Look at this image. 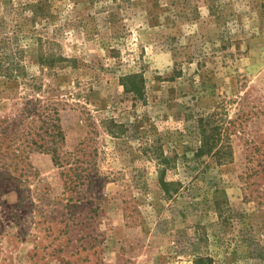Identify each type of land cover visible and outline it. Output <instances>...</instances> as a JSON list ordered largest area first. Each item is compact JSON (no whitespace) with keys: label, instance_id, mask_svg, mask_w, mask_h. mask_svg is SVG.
Returning a JSON list of instances; mask_svg holds the SVG:
<instances>
[{"label":"rangeland","instance_id":"1","mask_svg":"<svg viewBox=\"0 0 264 264\" xmlns=\"http://www.w3.org/2000/svg\"><path fill=\"white\" fill-rule=\"evenodd\" d=\"M0 35L23 48L39 36L66 59L41 70L35 51L24 54L41 92L68 103L59 113L65 148L86 137L89 117L127 128L112 138L98 125L108 179L95 215L78 209L67 235L57 221L44 228L35 197H64L59 169L50 154L30 155L26 206L14 208V190L0 195V264H193L197 255L264 264V0H0ZM130 72L144 77L136 101L119 83ZM24 81L0 78V115ZM200 116L228 135V162L193 156ZM152 140L176 155L166 179L184 187L170 200L140 148ZM214 197L225 201L223 218Z\"/></svg>","mask_w":264,"mask_h":264},{"label":"trees","instance_id":"2","mask_svg":"<svg viewBox=\"0 0 264 264\" xmlns=\"http://www.w3.org/2000/svg\"><path fill=\"white\" fill-rule=\"evenodd\" d=\"M32 6H30L31 8ZM29 41L28 47L23 48L15 36L0 35V78L4 80L18 79L24 81L26 87L19 99L11 103L9 113L0 115V195L14 190L18 195L16 210L25 207L28 197L24 195L28 179L34 176L35 169L29 157L34 152L50 154L52 163L59 169L65 195L62 199L52 201L46 192L35 195L39 202L38 216L42 218L44 228L51 224L62 223V235H67L70 226L75 222L78 225L76 212L86 208V218L92 213L95 215L101 200V189L108 177L102 175L97 164L99 154L95 145L98 134V125L112 138H120L127 131L122 122L113 117L100 119L98 123L90 117L88 132L76 147L68 150L64 146L65 133L60 123V110L68 105L58 95H46L41 92V84L36 83L35 77L29 75L24 63V54L35 51V62L41 70H52L66 59L61 55L47 52L39 36ZM123 93L136 101L144 94V77L140 72H130L119 77ZM199 145L193 156L199 159L208 157L214 164H223L232 157L229 137L221 126L212 123L210 117L200 116L197 119ZM143 155L156 166L159 188L165 199H172L184 187L180 180H167L166 173L176 165V155L168 156L161 145L154 140L141 143ZM101 152V151H100ZM64 200L65 203L62 201ZM222 200V199H221ZM214 197L213 207L218 217L223 218L225 201ZM53 207L47 213L44 206ZM78 216V215H77ZM13 217H19L14 214ZM90 217V216H89ZM65 240H68L66 238ZM193 264H213L208 255H197Z\"/></svg>","mask_w":264,"mask_h":264}]
</instances>
